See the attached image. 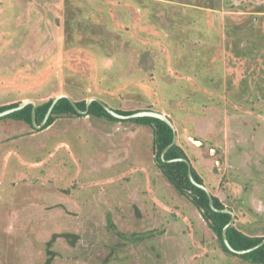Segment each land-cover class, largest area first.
Masks as SVG:
<instances>
[{
	"label": "rangeland",
	"instance_id": "obj_1",
	"mask_svg": "<svg viewBox=\"0 0 264 264\" xmlns=\"http://www.w3.org/2000/svg\"><path fill=\"white\" fill-rule=\"evenodd\" d=\"M159 1L160 6L152 3L156 10L147 7L153 24L144 17L146 26H137V38L149 48L136 57L134 48L118 52L111 45L128 62L123 70L113 69L114 75L107 71L100 77L84 53L65 47L67 38L76 45L68 18L78 28L75 33L96 38L100 30L80 11L89 5L96 11L102 2L132 7L131 0H0V104L71 91L84 98L92 92L110 107L152 108L150 91L163 79L175 77L163 81L169 91L184 80L195 86L203 81L198 92L191 83L181 86L194 92L192 102L209 108L200 111L206 112L202 118L193 117L191 127L194 113L176 111L190 115L180 119L176 142L180 139L204 186L234 213L233 223L264 236V105L252 102L260 108L245 110L218 84L212 87L216 90L207 87L220 72L211 73V65H221L220 57L233 84L245 77L252 85L264 82V50L256 53L248 45L257 35L264 41V0ZM216 2L217 9L205 7ZM161 3L170 11L185 5L193 16L167 15ZM93 15L95 22L101 20ZM132 19L140 21L136 13ZM104 36L112 44V34ZM191 38L210 43L195 47ZM232 47L254 56L236 57ZM86 118L58 121L38 132L0 118V264H46L48 255L49 264H245L220 249L200 211L164 178L151 126L132 117ZM75 124L83 125L80 137ZM197 138L206 142L199 144ZM213 138L215 146L209 142ZM106 170L113 178L105 177ZM122 187L129 189V198ZM158 196L164 203L157 202Z\"/></svg>",
	"mask_w": 264,
	"mask_h": 264
},
{
	"label": "trees",
	"instance_id": "obj_2",
	"mask_svg": "<svg viewBox=\"0 0 264 264\" xmlns=\"http://www.w3.org/2000/svg\"><path fill=\"white\" fill-rule=\"evenodd\" d=\"M160 1L164 2L165 0H160ZM131 2H132L133 8L130 6L124 7V8L117 7L116 5L110 6V4H106L105 2H102L103 4H97V5H101V7L99 9H97L96 11L93 9V6H91L89 4H88L89 6H87L86 10H82V12L80 11V13H82V15H83L82 18L89 20V22H91V24L92 23H93V25L95 24L98 27V30H100V33L97 34L96 38H92L91 36L86 35L87 33H85L84 31H81V34L78 32L75 33L74 29L76 28V30H78V28L77 27L73 28V26H75V24L73 23L72 20H69V18H68L69 25H70L69 29L71 30L70 37H72V42L75 43L76 45H70L71 41L68 40V38H67L66 39L67 41L65 43V47L69 49V51H68L69 53H72L75 55L78 53V51H80L81 53H84L85 57L88 58L90 65H92V66L94 65V69H95V71L97 70L100 77L102 75H103V77L107 76L108 75L107 71H110L111 74L114 75L113 71H115V70H113V69H116L118 71H120V69L123 70L125 64L128 62V58H126V61H124L123 59H120L118 57L119 56L118 52H119L120 48H122V50L124 52H127V50L134 48L135 52L137 53V54H135L136 57L139 56L140 51L144 52L147 48L145 46L143 47L141 45L140 39L137 38V36H139V34L137 32V30H138L137 26H138V24L140 26H146V24L148 22H147V20L144 19V17L147 18L146 17V15L148 14V8L147 7L152 8L153 10H156L152 3H157V4H159V3L157 2V0H131ZM219 3L220 2L210 3L208 5L205 4V7L210 8V9H212V8L217 9V6H219ZM161 5H162V8L164 7V10L166 11L165 13L167 15H168V13H173V15H176V13H180L181 11H183L188 15L187 20H190V17L193 16L190 13L191 10L190 11L186 10L185 7H187V6H185V5L184 6H180V5L177 6L176 10H174V11L173 10L170 11L169 4H162L161 3ZM159 6H160V4H159ZM94 13L99 14V15H97V17L99 16L101 18V20H99V22H95V21H97V19H96V15H93ZM100 13L102 15H100ZM135 13L137 14V16L139 15V20H140L139 23L138 22L136 23L135 22L136 20L132 19L134 17ZM147 19L151 20L149 18H147ZM92 21H94V22H92ZM151 22L153 24L152 20H151ZM132 24H134V25L132 26ZM143 24H145V25H143ZM133 28H137V29H133ZM172 31L174 32L173 29H172ZM254 31H255V33H257V30H254ZM105 33H107V34L111 33L112 34V36H111L112 40H113L112 44H110V42H108L107 39L103 38V37H105L104 36ZM228 35H230V34H228ZM0 36H1V34H0ZM85 38H87V40ZM77 39H79V42H77L78 41ZM166 40L167 39H165L164 42ZM190 40L195 43L194 44L195 47L210 43V41L205 39V38L199 39V40L191 38ZM118 41H120L119 44H117ZM111 45H114V46L116 45L118 48V52L116 51L117 49L113 50L114 48H112ZM248 45L251 47L250 49L256 53L260 52L261 50H264V41L262 38L260 39L258 37V35L255 39L252 38L251 42H249ZM77 46L79 49L76 48ZM231 49L234 52L233 54L236 57H244L247 59V58H251L254 56L252 54L250 55L249 53L244 52V50L240 53L239 49L237 47H236V49L234 47H232ZM151 50H152V48H151ZM193 50H191V52H193ZM107 60H109L110 62L108 64V66H106L107 68H105L103 66ZM218 61H221L220 62L221 65H219L218 63H214L213 65H211L212 66L211 73L216 71V70H220V72L214 73L210 77V79L207 80V83H208L207 87L208 88L213 89L212 87L215 86V84L216 85L218 84L220 86L218 88L219 91H222L226 97L229 96L231 99H233V101L235 100V102H240L238 104H241L242 106H244L245 110H252L255 112L260 108L256 104L253 105L252 102H260L264 105V82L261 81L262 78L260 81L256 80V82L253 83V85H252L253 80H248V78L245 77V78L241 79L240 82H238L239 83L238 85H235V84H233L234 82H232L230 80V76L226 75V72L224 71L225 70V68H224L225 64H224L223 57H220L218 59ZM162 69H161V71L163 72L165 68L163 67ZM0 77L3 78L4 76L3 77L0 76ZM166 77H168V76H166ZM206 77H208V76H206ZM173 78H175V77H171V78L169 77L168 79H163L162 81H160L161 83H159V86H157V87L155 86V90L153 92L150 91V95H153V96H150V98H153L152 99L153 101L151 100L152 105H153L152 108H142L140 106L133 108V109H123L120 107H110V106L109 107L121 115H131L133 113L143 111V110L156 109L157 112L165 114L171 120V122L174 124V126L176 128V133L178 132V134H179V129H177V128L181 127L180 119L182 118V116H184V117H188L187 118V120H188L190 115L184 111H183V113L182 112L177 113L176 111H179V110L182 111L183 109H188L187 111L189 113H194L193 116H191L192 120H189L190 127H191V124H193V117L196 116V117L202 118V116L206 115V112L200 113V111L201 110L207 111L206 109L209 108V105H207V104L204 105V103H199V102L198 103L192 102V98H193L192 93H194V92H190L189 90L185 91L181 87V86H184L185 83H191L193 89H195V91L198 92V85H199V83L202 85L203 81H200V80L197 81L198 82V83L196 82L197 86H195L194 82L192 83V82H188L187 80H184L183 81L184 85L180 84V82H179L178 84H175L177 86H175L174 89H171V91H169V90H167L168 84L167 83L164 84L165 82H163V81L164 80H172ZM46 84L48 85L47 81H45V86H46ZM38 86L46 88L44 86V84L43 85L42 84L41 85L35 84L36 88H38ZM216 89H213V90H216ZM35 92L37 93V91H35ZM67 92L69 95H67V93H66V95L72 100V102L75 104V106L81 111H84L86 109V100L90 97H95L94 94H92V92L91 93L89 92L87 94L88 96L85 98L84 97H75L74 93H72L71 91L70 92L67 91ZM231 92H234V94H231ZM38 93H39V91H38ZM166 94L168 95L167 98L165 96ZM230 95H233V97H231ZM54 96L50 95V96L43 98L42 100H35V101L33 100L35 102V115H36L35 120H36L37 124H39L42 121V119L44 118V115H45L48 107L50 106ZM96 96H100V95L96 94ZM69 98L61 97L57 100V102L52 107L51 112H50L46 122L44 123V125L41 128H34L32 126V123H31L32 105L31 104H27L25 107H23L19 110H16L10 114L4 115L2 117H9L13 121H15V122L17 121V123H23L24 125H28L30 127V129H32V131H35V132H38L41 129H44V128H46V127H48V126H50L53 123L58 122V121L63 122L66 120L79 119V118L86 117V116L89 117L88 119L86 118V120L92 121L91 118H94V119L98 120V122H100V121L107 122L106 120H108V121L123 120V118H117V117H114L111 114H109L100 105V103L95 101V100H93L89 103L88 109L85 113L78 112L76 110V108L73 106L72 102L69 100ZM104 99H106L107 101L109 100L107 98H104ZM99 100L103 103L106 102L104 100H101L100 98H99ZM20 102L21 101H15V102H12L9 104H0V112L5 110V109H8V108L15 107ZM168 102H173V105L169 104ZM108 103L110 104V100L108 101ZM189 103L191 105L188 106ZM105 104L107 105V103H105ZM235 110H237V109L235 108ZM237 113H238V111H237ZM2 117H0V118H2ZM130 119L136 123H141L144 125L146 124V125L151 126L152 131H153V133H152V135H153L152 146L157 151L156 158H155L156 163H157L156 164L157 167L160 169L162 175L167 180V182H169V184L175 190H177V192H179L180 195L188 198L190 200V202L200 211L202 218L206 221L208 228L212 231V234H213L212 237H214V239H212V240H214V242L219 245L220 249L223 250L224 252L232 255V256L239 257L240 260L242 262H244L245 264H264V244L254 248L248 252L242 253V254H236L234 252H231L226 247V245L224 244L223 239H222V229L229 222L230 214L226 213V212H220L217 210H213L209 205L208 195L206 194V192L204 190H202L200 187L196 186L194 183H192L191 180L189 179V177L187 175V163L185 161L172 160L175 158H184L187 162H189L191 164L190 170H191V175H192V178L194 179V181L199 183V184L205 185V182L203 181L201 174L194 167V165L191 163L190 157L188 156V153L184 150L183 145H181V143L179 142L180 139L177 142H175L173 145H171L165 151L163 157H161V152L163 151V149L167 145H169L171 143V140H172V134L173 133H172V129L169 127V125L166 122H164L163 120L156 118V117H151V116H138V117H132ZM82 126L83 125H79V124L78 125L75 124V126H74V131L77 132L76 134L79 137L81 136V134H79V133H81V127ZM86 126H88V125L86 124ZM84 128L86 129V127H84ZM90 128H92V127H90ZM209 142H211L213 144V146H215L216 139L213 138V140L209 141ZM79 167L81 169V166H79ZM84 170H85V168H84ZM103 172H104V170H101V176L102 177H103ZM84 173H85V171H84ZM105 173H106L105 177L113 178L112 175L107 174L108 173L107 170ZM98 175L99 174L97 172L95 176H98ZM125 180H126V178H125ZM91 181L93 182L94 180H91ZM130 186L133 187L132 185H130ZM64 190L67 191V189H64ZM208 190L212 196L213 205L216 209L227 208L222 202H220V200L213 193V191H211L209 188H208ZM121 191H122L123 195H125L124 198H129L127 195V192L129 191V189L127 190L124 187H122ZM158 197H160V198H158ZM158 197L156 199L157 202L161 203V204L164 203L161 196H158ZM140 201L143 202L144 199H141ZM228 209H230V208H228ZM107 220L109 221V224L112 225L113 220H111L110 216H107ZM117 234L121 235L120 232ZM53 236H55V235H53ZM139 238H140V235H139ZM226 238H227L230 246L233 247L235 250H243V249H249L251 247L256 246L257 244H259L264 239V236H255V235H251L249 233H246L245 231L241 230L237 225L232 223L226 229ZM51 239L47 242V245H51V242H53V240H51ZM49 253H52V251L49 250ZM51 261H52V256L48 255L45 259L46 264H49ZM103 263H108V262H103Z\"/></svg>",
	"mask_w": 264,
	"mask_h": 264
},
{
	"label": "water",
	"instance_id": "obj_3",
	"mask_svg": "<svg viewBox=\"0 0 264 264\" xmlns=\"http://www.w3.org/2000/svg\"><path fill=\"white\" fill-rule=\"evenodd\" d=\"M61 97H67L69 98L65 93H59L57 95H55L52 99V102L50 104V106L48 107L45 115H44V118L42 119V121L37 124L36 123V120H35V102L31 99H25V100H22L17 106L15 107H11V108H8V109H5L3 111L0 112V117L4 116V115H7V114H10L16 110H19L23 107H25L27 104H31L32 105V109H31V123H32V126L34 128H41L44 123L46 122L50 112H51V109L52 107L54 106V104L57 102V100ZM69 100L72 102V100L69 98ZM97 101L100 103V105L109 113L111 114L112 116L114 117H117V118H126V117H138V116H151V117H156V118H159L161 120H163L164 122H166L169 127L172 129V140H171V143L169 145H167L163 151L161 152V157H163L165 151L171 146L173 145L176 140H177V134H176V130H175V126L174 124L171 122V120L163 113H160V112H157V111H152V110H143V111H139V112H136V113H133L131 115H121V114H118L117 112H115L114 110H112L109 106H107L105 103L101 102L100 100H98L97 98L95 97H90L86 100V109L84 111H81L79 110L75 104L72 102L73 106L76 108V110L78 112H82V113H85L88 109V106H89V103L91 101ZM172 160H178V161H185L187 163V175L189 177V179L191 180L192 183H194L196 186L200 187L202 190H204L206 192V194L208 195V200H209V205L210 207L213 209V210H217V211H220V212H226V213H229L230 214V220L229 222L223 227L222 229V239H223V242L224 244L226 245V247L231 251V252H234L236 254H242V253H245V252H248L262 244H264V239L259 243L257 244L256 246L254 247H251L249 249H243V250H235L233 247L230 246L227 238H226V229L228 228L229 225H231L233 222H234V213L230 210V209H216L213 205V199H212V196L208 190L207 187H205L204 185L202 184H199L197 182L194 181V179L192 178V175H191V165L189 162H187L184 158H175V159H172Z\"/></svg>",
	"mask_w": 264,
	"mask_h": 264
},
{
	"label": "flooded vegetation",
	"instance_id": "obj_4",
	"mask_svg": "<svg viewBox=\"0 0 264 264\" xmlns=\"http://www.w3.org/2000/svg\"><path fill=\"white\" fill-rule=\"evenodd\" d=\"M175 130H176V128H175ZM176 134H178V132H177ZM177 139H178V138H177ZM197 139H198V141H197L196 139H195V140H196L197 142H199V144H200L201 142H203V143L206 142V139H205V140H204V139H200V138H197ZM190 165H191V164H190Z\"/></svg>",
	"mask_w": 264,
	"mask_h": 264
},
{
	"label": "crops",
	"instance_id": "obj_5",
	"mask_svg": "<svg viewBox=\"0 0 264 264\" xmlns=\"http://www.w3.org/2000/svg\"><path fill=\"white\" fill-rule=\"evenodd\" d=\"M112 177H113V176H112ZM109 180H110V179H109ZM109 180H108V181H109Z\"/></svg>",
	"mask_w": 264,
	"mask_h": 264
}]
</instances>
